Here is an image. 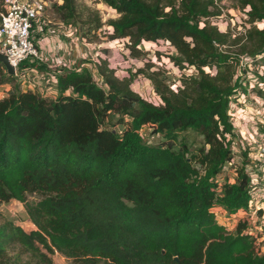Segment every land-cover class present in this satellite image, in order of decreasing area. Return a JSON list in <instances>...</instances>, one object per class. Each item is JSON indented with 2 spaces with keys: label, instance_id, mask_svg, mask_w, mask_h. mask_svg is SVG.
I'll return each mask as SVG.
<instances>
[{
  "label": "trees",
  "instance_id": "trees-1",
  "mask_svg": "<svg viewBox=\"0 0 264 264\" xmlns=\"http://www.w3.org/2000/svg\"><path fill=\"white\" fill-rule=\"evenodd\" d=\"M60 1L53 5L59 18H77L76 0ZM99 1L117 15L105 23L107 38L123 40L131 59L144 56L143 43L164 42L175 50L164 56L180 74L179 85L151 72L143 79L156 97L152 103L133 90V75L117 77L102 60L93 66L96 76L84 63L51 70L54 99L37 89L5 91L0 204H22L35 229L25 232L4 221L0 264H19L6 253L9 247L35 258L38 246L74 264H264L243 226L228 234L211 212L214 205L230 214L249 208L250 180L243 169L250 149L235 132L231 100L247 94L249 79L235 70L241 61L264 66V26H256L264 23V0H239V33L212 24L222 16L215 0ZM87 24L88 36L104 25L98 18ZM154 54L159 60L160 53ZM7 80L14 82L0 64V85ZM144 127L161 136L159 145L145 144L139 134ZM187 131L201 138L199 148L178 141ZM233 140L242 166L218 182L234 158ZM29 195L39 199L29 202ZM257 237H264V226Z\"/></svg>",
  "mask_w": 264,
  "mask_h": 264
},
{
  "label": "rangeland",
  "instance_id": "rangeland-1",
  "mask_svg": "<svg viewBox=\"0 0 264 264\" xmlns=\"http://www.w3.org/2000/svg\"><path fill=\"white\" fill-rule=\"evenodd\" d=\"M215 1L222 9V16L219 19L212 20V24L216 25L221 31H226L230 28L233 33L243 32L244 30L241 25L242 19H244L242 17L243 14L236 9L239 5V0ZM45 2H47V8L44 22L39 21L35 24L33 30L34 40H39L44 43V38L57 36V40H63L67 45H71L70 47L72 49L74 41L77 42L76 46L78 47L76 51H78V55L75 60L79 61V59H81L79 54H83L85 58L82 60V63L86 64L95 76L97 72L93 66L98 65L102 60L106 61L108 67L114 70L117 77L129 78L133 75L134 77L131 83L133 90L152 103H156V97L150 87L151 85L143 79L151 72H161V78L165 77L166 83L169 84L173 81L176 82V85H179L178 79L180 74H175L166 60V56H164L174 55L175 50L164 42L143 43L140 49L144 52V56L140 59H131L124 48L123 40L110 41L107 38L106 32L109 29L105 23L108 20L117 18V15L113 10L105 7L99 0H76L77 18L67 21H63L59 18L57 12L53 8V5L61 3L60 0H45ZM96 17L100 23L104 25L98 31L96 30L95 33L90 31L88 36L87 23L88 21L96 20ZM256 26L262 28L264 23H256ZM156 51L160 53L159 60L153 57ZM48 60H50L49 57ZM146 63L150 66L152 65V67L147 69L145 67ZM75 65V62H71L70 68ZM138 69H144V74L136 75ZM235 70L236 74L241 79H249L247 94L241 95L237 99L232 98L231 100V113L236 120L235 132L238 134L241 141L246 142L254 139L258 141L259 144H262L264 142V137H260L264 135V66L262 64L252 63L250 60H243ZM190 73L192 74V71L186 72L188 76ZM253 73L260 76V79L254 78L253 82V80L250 79ZM53 75V72L47 69L42 73V78L38 77L37 80H32V77H30L29 82H34L39 85L42 91L40 93L41 96L54 99V95L51 94V92L55 90L51 81V78L54 77ZM15 88H18L16 91L26 90V85L21 87V85L19 86L13 81L7 80L6 83L3 84L2 89L6 92H10L15 90ZM109 121L112 124H116V126L112 125L116 127V131L122 129L120 125H117V117L111 116ZM181 139L184 140L190 148H193V150L202 145L201 138L192 131L180 133L178 135V141ZM159 142L160 137L150 135V137L147 136L145 144L155 146L159 144ZM27 199L29 202H36L39 197L36 195H29ZM4 221L12 222L14 225L21 227L25 232H30L35 229L28 220L23 205L16 201L0 204V225ZM261 249L264 253V242L261 244ZM6 253L13 262L19 264L29 260L37 264H74L72 260L61 256L57 252H49L39 246L37 256H34L35 258L30 257L29 254L20 250L19 247H9L6 249ZM98 264L104 263L101 262Z\"/></svg>",
  "mask_w": 264,
  "mask_h": 264
},
{
  "label": "built area",
  "instance_id": "built-area-1",
  "mask_svg": "<svg viewBox=\"0 0 264 264\" xmlns=\"http://www.w3.org/2000/svg\"><path fill=\"white\" fill-rule=\"evenodd\" d=\"M46 8L47 2L45 0H3V11H0V54L14 68V75L12 76L14 82L20 84L21 87L26 85L28 91H33L30 86L34 82H29L30 77L35 80L42 77V74L38 72L35 66L33 68L23 67L22 65L25 63L42 65L50 70L61 69L66 66L63 60H60L59 52L54 53V61L48 60L47 46L34 40L35 24L39 21L44 22ZM68 70L71 69L68 67ZM2 88L3 85H0V100L5 97V91ZM231 117L233 126L236 128V120L232 113ZM139 134L144 142H146L147 136L150 137L147 127L142 128ZM155 137L161 139L159 135ZM263 137L264 135L260 138ZM240 142L245 143V146L250 149L248 163L243 169L244 174L250 180L249 208L230 214L223 207L214 205L211 212L216 223L223 227L228 234H234L239 226H243L241 233L248 234L254 239L253 249L257 255H260L263 254L261 244L264 242V237L256 238V236L264 226V142L259 144L254 139L246 141L247 143L241 140ZM230 147L234 158L226 164L222 174L217 177L218 182H222L224 177L229 176L232 171L242 166V160L238 156L240 154L238 140H233ZM191 149L193 150V148ZM196 169L200 175H203V170L199 165H196Z\"/></svg>",
  "mask_w": 264,
  "mask_h": 264
},
{
  "label": "crops",
  "instance_id": "crops-1",
  "mask_svg": "<svg viewBox=\"0 0 264 264\" xmlns=\"http://www.w3.org/2000/svg\"><path fill=\"white\" fill-rule=\"evenodd\" d=\"M44 39H45L44 40L45 41L44 42L45 44L42 41H40V42H42L44 44V46H47V48H48V53H47L48 55H47V57L50 58V61H54V59H55L54 53L55 52H59L60 53V55H59L60 60L61 61L63 60L64 65H66V66H63L62 67L65 70H68V67L70 68L71 62H75L76 65L74 67L70 68V69H76L77 67L83 65L82 60H84V58H85L83 54H81V55L79 54V56L81 58V59H79V61L75 60L76 57H77V55H78V51H76V49L78 47V46H76L77 42L74 41V43H73V49H72L70 47L71 45L70 46H69V44L67 45L66 43H64L63 40H59V39L57 40V36L56 37L54 36V37L44 38ZM36 41H39V40H36ZM48 71H51V70L48 69ZM52 72H53V74L55 73V71H52ZM51 81L53 83V87L55 88V78L52 77L51 78ZM31 87L34 90L37 89L40 93L42 92L41 89H40V87H39V85L36 84V83L31 84L30 88ZM51 94H53L54 95V98H55V96H56L55 90H54V92H51Z\"/></svg>",
  "mask_w": 264,
  "mask_h": 264
},
{
  "label": "water",
  "instance_id": "water-1",
  "mask_svg": "<svg viewBox=\"0 0 264 264\" xmlns=\"http://www.w3.org/2000/svg\"><path fill=\"white\" fill-rule=\"evenodd\" d=\"M0 64L3 65L8 75L10 76L14 75V68L9 65L7 59L2 54H0ZM263 256H264V253H263ZM173 260L174 262H178L177 258H174Z\"/></svg>",
  "mask_w": 264,
  "mask_h": 264
}]
</instances>
